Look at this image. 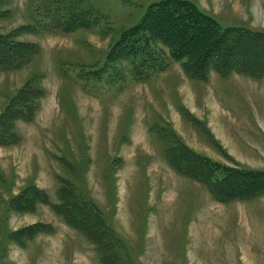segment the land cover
<instances>
[{"label":"rangeland","instance_id":"rangeland-1","mask_svg":"<svg viewBox=\"0 0 264 264\" xmlns=\"http://www.w3.org/2000/svg\"><path fill=\"white\" fill-rule=\"evenodd\" d=\"M83 1L91 12L69 28L62 13L58 24L36 20L42 0H0V34L27 44L8 57L22 56L19 67L0 73V118L19 93L29 108L28 119L8 117L0 140V264H264V181L231 179L224 195L255 193L223 202L177 168L187 147L223 168L264 170V76L249 73L264 68V0H187L222 28L263 39L238 42L234 71L209 68L205 79L158 41L161 65L149 73L107 61L161 0ZM152 26L177 41L170 18ZM178 42L199 50L196 38ZM68 187L94 205L89 226L56 209Z\"/></svg>","mask_w":264,"mask_h":264},{"label":"trees","instance_id":"trees-1","mask_svg":"<svg viewBox=\"0 0 264 264\" xmlns=\"http://www.w3.org/2000/svg\"><path fill=\"white\" fill-rule=\"evenodd\" d=\"M83 3V0H42L40 8L38 7L37 10H35L37 16L36 20L39 19V23L40 21L45 20L49 24H53L58 21L59 14L62 13L63 16L61 17L60 15V19H64V17H66L65 20L68 19L66 22L62 19L64 24L66 23L65 27H75L76 21H78L81 16L86 14L89 15V11L91 12L92 6L82 7ZM66 14L68 16L70 15V18H68ZM160 18L166 20L170 18L174 23L176 30L174 35L176 36L177 41L171 43L170 40L168 41L165 38L154 35L151 30L153 29L152 22L156 19L159 20ZM258 34L260 33H252L234 27L224 29L217 23V21H214L200 9H197L194 2L192 3L187 0H161L159 2H154V4L149 6L142 19H140L133 27H130V29L125 30L119 35L116 45L110 49L111 53L109 54L107 61L112 60V57L115 58L116 56H120V58L125 60L130 59L128 61L133 64V72L142 75L144 72L149 73L151 70L156 69L157 66L161 65L160 56L163 52H159V49L150 46L156 44L158 41L169 49L172 60L183 62L185 72L191 78L205 79L208 76L207 72L209 68H212L216 72L225 76L229 74L230 71H234V67L229 65V61H227L231 56L233 47L236 48V44L240 41L262 42L263 39H260ZM181 35H188L192 40L196 38L198 41L197 48L199 50H195V52L184 51L180 42H178V38L181 39ZM14 37L13 34H0V73L17 69L20 65L19 63L22 61L19 59L22 56H17L11 60L8 59V57L12 56L17 49H26L27 44L17 42ZM261 45L264 46V43ZM250 56L253 57V55ZM196 58L199 60H196ZM205 59H208V62ZM205 61L209 66L200 71V68L203 65L202 63H206ZM254 62L255 61L253 60V63ZM150 65L153 66L150 68ZM242 67L243 66H239L235 70L245 71ZM249 73L251 75L253 73L255 77H263L264 68L259 67V69L252 70ZM28 110L29 108L24 100L23 93H19L18 98L11 101L9 110H7L4 116L0 118L1 141L4 142L7 138L6 134L9 133V129L7 130V125L9 124L8 117L13 120L19 117L22 119H28L25 117ZM186 150L188 152V156L185 158L186 167L177 166L180 173L184 176L192 177L193 179H199V181L210 190L212 196L218 201L224 202L235 199L247 200L255 193V191L251 189L246 193L239 192L236 194L231 193L230 195H224L221 188L231 179L252 178V180L261 179L264 181V170L254 171L252 169L249 170L239 167L237 169L223 168L218 163L211 162L207 158L188 150L187 147ZM168 159L172 160L171 156H169ZM194 171H197V173H194ZM30 193L34 198L35 195L39 196L42 192L34 187L33 190L30 189L27 191L28 195ZM58 194L61 195V202L59 206L55 207L56 209H62L65 212V215L67 216L65 219L69 220L70 217H73L76 223L73 222V220V224L69 223L71 225L75 224L74 226L79 223L85 225L83 227H87V225L89 226L90 224L86 223L87 218L85 214L89 215L90 212L93 211L94 205H89L87 201H78V195L74 193L72 187L60 188ZM256 194L262 193L259 191ZM23 196L25 197V195H22L21 198H18L17 200H22ZM226 196H229L227 197L228 199ZM79 216L83 219L80 220Z\"/></svg>","mask_w":264,"mask_h":264}]
</instances>
